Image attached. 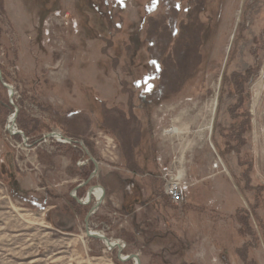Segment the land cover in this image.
I'll return each instance as SVG.
<instances>
[{
  "label": "rangeland",
  "instance_id": "374dc122",
  "mask_svg": "<svg viewBox=\"0 0 264 264\" xmlns=\"http://www.w3.org/2000/svg\"><path fill=\"white\" fill-rule=\"evenodd\" d=\"M0 30V71L13 97L3 84L0 93L44 125L26 143L6 130L13 115L0 126V264H136L87 236L96 199L79 201L102 187L105 171L139 163L159 173L162 147L167 162L177 152L190 161L187 203L179 209L165 197L159 210L138 212L151 226L168 220L172 236L161 245L142 239L122 256L264 264V0H2ZM53 132L87 151L61 150L44 139ZM99 133L121 153L116 169L103 141L95 144ZM91 158L97 174L76 190L74 178L82 172L86 183L96 169ZM129 176L131 191L151 201L148 189L161 180ZM114 212L105 236L123 242L118 198L108 206L104 194L89 229L99 234Z\"/></svg>",
  "mask_w": 264,
  "mask_h": 264
},
{
  "label": "crops",
  "instance_id": "0c3cea01",
  "mask_svg": "<svg viewBox=\"0 0 264 264\" xmlns=\"http://www.w3.org/2000/svg\"><path fill=\"white\" fill-rule=\"evenodd\" d=\"M72 138V137H71ZM141 140H142V135H141ZM139 144V141L138 143ZM61 150H68V146L62 145L59 146ZM136 148L138 146H135ZM137 151V150H136ZM90 155V154H89ZM138 156V157H137ZM134 157L137 159L139 158V152L134 151ZM139 161V160H138ZM94 163V162H93ZM138 164V165H137ZM136 166H134V169L131 172H126V171H120L117 170L116 172L113 171H105L103 174V183L102 187L105 191L106 195V200H107V205L110 206L112 205V200H116L118 198L119 206H120V214L122 216H127V221L125 223H120L119 226H121V230L119 231L120 233L117 235L119 239H121L123 242H125L128 248L130 247H135V244L140 241V240H149L151 243H157L158 245H161V243L165 242L168 237L172 236L171 235V225L168 220L163 219L161 217H158L155 221L154 224H152V220H147L143 222H137V218L139 217L136 214L139 212L145 211V209L148 206H155L157 210H159V206H161L163 201H166L167 199L164 196L163 193V186L161 181H159V173H155V169L147 165L149 169L153 170H147L146 174L142 173L139 171L140 164L137 163ZM158 165V164H157ZM144 167V166H142ZM138 169V170H137ZM89 171V168H88ZM138 171V172H137ZM133 176L134 178L137 179H144L146 177L152 178V179H157L159 183V189L154 187V189H148L149 191V196L152 197L151 201L144 202L143 197L144 194L142 191H138L135 189V191H131L132 189L128 187L127 183L131 182L130 179ZM146 175V176H145ZM132 177V178H133ZM73 180V183H81L79 186L76 187L77 190L82 189L84 186L87 185V183L84 185V174L81 172L78 176H76ZM116 180H119V183L116 182ZM92 188V187H90ZM141 208V211H138V209ZM146 222V223H145ZM153 227V230H151V233H149V229ZM146 239H145V237ZM98 240V239H94ZM161 248L160 250H162ZM118 251V254H120L119 249L116 248ZM124 252V249L123 251ZM129 255H135V254H129ZM129 262V261H128Z\"/></svg>",
  "mask_w": 264,
  "mask_h": 264
},
{
  "label": "built area",
  "instance_id": "2783aa9c",
  "mask_svg": "<svg viewBox=\"0 0 264 264\" xmlns=\"http://www.w3.org/2000/svg\"><path fill=\"white\" fill-rule=\"evenodd\" d=\"M34 109L37 111V108L34 107ZM57 135L60 136V138H57ZM62 136L63 135H61L60 133L53 132L52 134L48 136H44V139L45 140L52 139L59 145H72L75 148L77 147V145H79L84 150H86L83 142H78V141L75 142L73 139L67 138L65 136L62 137ZM95 140H96L95 141L96 145H100L101 144L100 142L103 141L104 145L101 144L102 146H100L102 147L101 153L103 154L104 157L108 158L109 160L108 162L111 163L109 165V168H115L112 164H118V162L121 161V153L118 151V148L115 145L113 139H111L107 135L99 133ZM167 158H168V155L165 154V149L164 147H162V149H160L156 157V162L158 166L160 167L158 177L163 182L164 196L170 201V203L173 206L181 209L187 203V191L189 187L191 186V183L189 181V175H188L190 161L187 160V157L185 156V152H182V153L177 152V155H174V154L169 155V158H170L169 162H167L168 161ZM217 161L218 162L216 163L214 168L219 169L220 167L223 166V164L218 155H217ZM82 165L84 166L85 163H82ZM138 211H141V208H139ZM95 213L96 211L93 213V215ZM112 216H113V220L111 223H102L103 230L98 232L100 235L105 236L106 232L111 231L112 225L117 223L116 222L117 217L119 218L118 213L114 212ZM120 218H121L120 222L125 223L128 217L124 216L123 218L122 217ZM110 240L111 242L119 244L122 247V249H125L126 245L120 240H112V239Z\"/></svg>",
  "mask_w": 264,
  "mask_h": 264
},
{
  "label": "water",
  "instance_id": "95a60500",
  "mask_svg": "<svg viewBox=\"0 0 264 264\" xmlns=\"http://www.w3.org/2000/svg\"><path fill=\"white\" fill-rule=\"evenodd\" d=\"M0 80H1V82L3 83V86L9 90V96H10V98H12V97H13V89H12V87L8 86L6 83L3 82V76H2L1 71H0ZM12 105H14V104L12 103ZM18 112H19V110H18L17 108H15V113L13 114V121H12V123H11V124H13V125H15V121H16V118H17V116H18ZM6 130H7L11 135L20 134V135L22 136V138H23V140H24L25 143L28 141L27 138L25 137V135H24L22 132H18V133H14V134L11 133V132H10V129H9V125L6 127ZM62 137H63V136H62ZM91 160L94 162L96 169H95L94 173H92V175L90 176L88 182H89L90 180H92V179L96 176V174H97V170H98V165H97L96 161H95L93 158H91ZM86 183H87V182H86ZM86 183H84V185H85ZM96 188H101V189L103 190V197H102V200H101V201H96V203L93 205V207H92L90 213L88 214V216H87V218H86V233H87V236H88L89 238H92V239H98V240H101L102 242H104V244L106 245V247H107L109 250H113V249H116V248L119 249V251H120L119 259H120L121 261H123V262L134 261V262L137 263V264H141V261H140V259H139V255H138V254H135V255H129V256L123 257V256H122V251H123V249H122V247H121L119 244H113V243L111 242V240H110L109 238H107L106 236H104V235L91 234V231H90V229H89V220H90V217L93 215V213H94L95 211L98 210V208L101 206V204H102V202H103L104 194H105L104 189H103L102 187H100V186L92 187V188H90V190L88 191V194H87V197H86L88 203H84L83 201H79V203H81V204H83V205H87V204H89L90 201H91V199H92V196H93V190L96 189ZM76 190H77V189H76Z\"/></svg>",
  "mask_w": 264,
  "mask_h": 264
},
{
  "label": "trees",
  "instance_id": "16d2710c",
  "mask_svg": "<svg viewBox=\"0 0 264 264\" xmlns=\"http://www.w3.org/2000/svg\"><path fill=\"white\" fill-rule=\"evenodd\" d=\"M1 1L2 0H0V6H1ZM0 38H1V30H0ZM3 82L7 83L4 72H3ZM2 84L3 83L0 80V90L2 89L4 90V87L2 86ZM14 113H15V110L13 106L9 104L8 101H5V99L3 98V95L0 93V126L2 127L6 124L7 115H10V114L13 115ZM17 123L20 125L21 130L24 132L25 136L27 137L28 142H32V140H36L37 138H39L41 134H39L38 132L44 129V125L42 123L35 121V120H28L22 111L19 112ZM122 145L124 146V144ZM133 147L135 146H132V149ZM123 149L125 150V148ZM88 176L89 175H87V177Z\"/></svg>",
  "mask_w": 264,
  "mask_h": 264
},
{
  "label": "bare ground",
  "instance_id": "6f19581e",
  "mask_svg": "<svg viewBox=\"0 0 264 264\" xmlns=\"http://www.w3.org/2000/svg\"><path fill=\"white\" fill-rule=\"evenodd\" d=\"M13 89V88H12ZM216 104H217V101H215V106H216ZM215 109H216V107L214 108V113H213V117H214V114H215ZM12 121H13V117H11L10 118V120H9V129H10V132L11 133H17V130H16V128H15V126H13V124H11L12 123ZM212 121H213V118H212ZM211 121V124H210V130L212 129V122ZM16 131V132H15ZM179 130L178 129H174L173 131H172V133L173 134H178L179 132H178ZM57 138H60V136H58L57 135ZM95 198L96 199V201H101L102 200V197H103V190L101 189V188H96V189H94L93 190V196H92V198ZM84 203H88V201H87V199H85L84 201H83ZM91 234H96V232H94V231H91ZM98 235V234H97ZM100 235V234H99ZM113 244H116V243H114V242H112ZM137 264V263H136Z\"/></svg>",
  "mask_w": 264,
  "mask_h": 264
}]
</instances>
